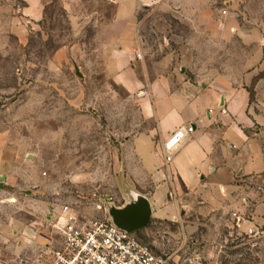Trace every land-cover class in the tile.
<instances>
[{
	"label": "rangeland",
	"instance_id": "rangeland-1",
	"mask_svg": "<svg viewBox=\"0 0 264 264\" xmlns=\"http://www.w3.org/2000/svg\"><path fill=\"white\" fill-rule=\"evenodd\" d=\"M46 1L45 20H0V264H47L66 205L104 219L155 190L134 148L156 125L144 111L149 89L133 91L109 70L125 44L142 54L133 68L143 80L169 71L247 85L264 152V0H160L130 25L114 0ZM206 12L234 22V37L208 33ZM226 223L151 217L136 232L167 264H264V233Z\"/></svg>",
	"mask_w": 264,
	"mask_h": 264
},
{
	"label": "crops",
	"instance_id": "crops-1",
	"mask_svg": "<svg viewBox=\"0 0 264 264\" xmlns=\"http://www.w3.org/2000/svg\"><path fill=\"white\" fill-rule=\"evenodd\" d=\"M114 1L127 19L120 21L130 25L138 8L160 0ZM47 5L46 0H0V20L35 24L45 20ZM210 18L206 12L199 22L213 37H234V22ZM118 53L124 57L113 56L109 66L113 79L133 91L147 86L145 116L156 122L134 144L156 184L150 196L138 198L148 203L150 218H189L193 229L200 223L220 226L228 222L239 234L254 237L252 228L263 234L264 187L259 182L264 179V152L259 129L254 128L249 115L247 85L232 87L221 75L206 81L169 71H157L143 80L133 68L141 60L133 49L125 44ZM189 126L193 130L186 133L167 162L164 141L175 130Z\"/></svg>",
	"mask_w": 264,
	"mask_h": 264
},
{
	"label": "built area",
	"instance_id": "built-area-1",
	"mask_svg": "<svg viewBox=\"0 0 264 264\" xmlns=\"http://www.w3.org/2000/svg\"><path fill=\"white\" fill-rule=\"evenodd\" d=\"M227 9L223 11L224 14ZM140 59L142 54L136 53ZM193 127L175 130L163 143L164 158L170 162L186 133ZM60 234L59 244L50 252L47 264H167V257L143 241L137 232L115 224L109 216L104 219L82 220L64 206L62 214L53 223ZM254 237L261 234L250 229Z\"/></svg>",
	"mask_w": 264,
	"mask_h": 264
},
{
	"label": "water",
	"instance_id": "water-1",
	"mask_svg": "<svg viewBox=\"0 0 264 264\" xmlns=\"http://www.w3.org/2000/svg\"><path fill=\"white\" fill-rule=\"evenodd\" d=\"M2 178L3 176H0V179ZM0 185L3 187L2 182ZM109 214L115 224L128 231L134 232L148 224L151 216V210L148 203L142 200H136L134 202L128 203L122 208H109Z\"/></svg>",
	"mask_w": 264,
	"mask_h": 264
}]
</instances>
